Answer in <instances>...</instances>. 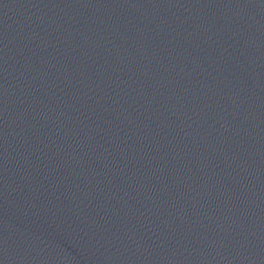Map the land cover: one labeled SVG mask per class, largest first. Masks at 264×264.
Wrapping results in <instances>:
<instances>
[{
    "label": "water",
    "instance_id": "water-1",
    "mask_svg": "<svg viewBox=\"0 0 264 264\" xmlns=\"http://www.w3.org/2000/svg\"><path fill=\"white\" fill-rule=\"evenodd\" d=\"M0 264H264V0H0Z\"/></svg>",
    "mask_w": 264,
    "mask_h": 264
}]
</instances>
